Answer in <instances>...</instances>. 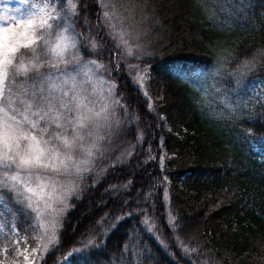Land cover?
Listing matches in <instances>:
<instances>
[{
	"label": "trees",
	"instance_id": "obj_1",
	"mask_svg": "<svg viewBox=\"0 0 264 264\" xmlns=\"http://www.w3.org/2000/svg\"><path fill=\"white\" fill-rule=\"evenodd\" d=\"M74 2L82 55L115 57L123 107L39 264H264V0H120L148 54L151 109L98 0Z\"/></svg>",
	"mask_w": 264,
	"mask_h": 264
},
{
	"label": "snow or ice",
	"instance_id": "obj_2",
	"mask_svg": "<svg viewBox=\"0 0 264 264\" xmlns=\"http://www.w3.org/2000/svg\"><path fill=\"white\" fill-rule=\"evenodd\" d=\"M102 7L113 38L127 46L117 23L134 6L122 12L108 0ZM75 9L72 0H0V189L34 214L33 230L42 231L33 239L50 237L49 245L58 242L56 206L66 207L114 129L116 107H123L114 84L105 81L99 90L93 84L90 65L96 62L78 60L79 34L69 23ZM254 65L255 58L245 61L240 71ZM4 228L0 224V238L9 242L5 255L13 245L26 262L35 255V248L29 255L18 251L27 234L21 238L18 227Z\"/></svg>",
	"mask_w": 264,
	"mask_h": 264
},
{
	"label": "rangeland",
	"instance_id": "obj_3",
	"mask_svg": "<svg viewBox=\"0 0 264 264\" xmlns=\"http://www.w3.org/2000/svg\"><path fill=\"white\" fill-rule=\"evenodd\" d=\"M102 2L107 3L108 0H98V5L101 9V24L105 29V33L109 38L111 44L115 47V49L119 51V59L125 64L126 69L130 77L132 78L135 86L139 88L140 93L143 95V97L146 100H148L149 108L151 109L152 101L150 100L145 87V82L147 79V66L143 63L144 58L148 54L145 52V49L141 45L137 44V39L133 32V26H135V23L137 22L136 19L134 18L135 17L134 11L123 12V9H131L132 6L124 5L123 3L120 2V0H115L117 8H119L123 12L124 18H122L120 23H117V31H122L124 33V39L127 40V46H125L123 43L120 42V40L113 38L114 35L113 31L108 26V24L105 22L104 19L105 9L102 7ZM72 3L75 4L74 0H72ZM69 10L71 11V9ZM113 22L115 23V21ZM69 23L72 24L71 19L69 20ZM79 46H80V40L77 44V56L80 63L84 64L87 63L88 61H93L82 55ZM115 64L116 61L114 57L112 64L101 65L100 63L96 62L95 65H90L93 71L90 72L89 75L91 76L93 84L96 86L98 90L102 87L103 82L105 81H107L108 84H112L110 81L111 69L112 66ZM74 67H76V65H70L68 68V71L72 74H75L73 72ZM84 70L85 69L83 68H77V71H80L81 73H83ZM118 107L119 106L116 107L115 115L113 117L115 121L118 114L117 113ZM118 124L119 122H116L114 129L111 130L109 133H107L108 138L105 141H102L98 145V147L100 148V154L96 155L93 158V162L90 166V171L99 161V158L103 157V154L106 152L107 147H109L112 135L114 131H116V126ZM161 158L162 157L158 155V159ZM90 171L83 173V176H86L87 173H89ZM73 194H71L67 198L66 207L64 205L56 206L57 208L60 209V212L57 214V218L55 220V228H56V235L58 237V242L49 245L48 239L50 237L42 240L33 239V237L39 236L42 231L39 228H36L35 231L33 230L32 222H33L34 214L29 212L27 209H25V207L22 204L17 203L14 193L8 191L7 189H0V224L5 225L4 231L7 232L8 225H11L13 227H18L19 229H21L19 233L21 238H23L27 234L28 236L27 244L26 245L22 244L18 250L19 252L24 253V255H29L32 252V249L34 248L37 249L35 255L34 256L29 255V260L26 262L24 260L23 255L16 254L17 249L15 245H13L12 248L9 250L8 254L5 255L3 249L8 245L9 242L7 240L0 238V261H3V264H39L40 260L44 257V255L56 249L59 243V234L62 229L63 220L67 210L69 209V199L73 196ZM16 209H19V211L21 212L20 221L17 219L15 215ZM149 229L152 230V227H149ZM49 230L51 231V226ZM9 235L12 236V238H15L12 233H10ZM154 236L158 240V242L159 241L161 242L160 237L156 235ZM25 247L28 249L27 252H24Z\"/></svg>",
	"mask_w": 264,
	"mask_h": 264
}]
</instances>
